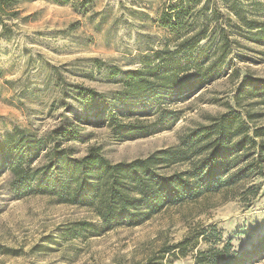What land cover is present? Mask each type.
Instances as JSON below:
<instances>
[{
	"label": "trees",
	"instance_id": "1",
	"mask_svg": "<svg viewBox=\"0 0 264 264\" xmlns=\"http://www.w3.org/2000/svg\"><path fill=\"white\" fill-rule=\"evenodd\" d=\"M28 1L0 0L2 36L9 31L4 17H19V7ZM161 21L174 42L148 56L141 68L122 70L94 60L106 81L119 89L104 93L70 85L54 68L52 110L63 111L59 124L44 134L15 128L0 139V175L8 173L6 184L16 199L46 197L95 214L100 228L79 222L76 237L81 232L136 228L169 207L210 195L258 194L249 185L264 177V124L257 122L264 115L252 109L264 110V79L244 77L235 108L208 116L205 124L180 135L175 145L144 158L113 162L100 147L78 156L72 146L84 138L70 118L77 106L85 123H93L89 118L94 117L117 141L151 137L171 130L183 116L174 106L233 71L234 59L241 61L239 54L249 50L248 45L261 48L264 56V0H167ZM244 99L247 105H242ZM134 107L145 115L128 116ZM183 246H168L160 261L151 258L144 264H172L163 262L165 257H185ZM260 247L238 254L229 242L221 249L198 252L195 264H245Z\"/></svg>",
	"mask_w": 264,
	"mask_h": 264
},
{
	"label": "rangeland",
	"instance_id": "2",
	"mask_svg": "<svg viewBox=\"0 0 264 264\" xmlns=\"http://www.w3.org/2000/svg\"><path fill=\"white\" fill-rule=\"evenodd\" d=\"M85 1L31 0L21 4L19 17H4L9 31L2 36L0 25V139L15 128L44 134L59 124L63 111L52 110L54 68L70 85L110 93L119 86L106 81L94 60L122 70L141 68L148 56L174 42L161 21L167 0H93L90 5ZM248 46L239 52L241 61L234 59L238 74L230 70L174 106L183 116L169 131L120 142L108 128L95 124L94 117L89 118L93 123H85L77 106L70 118L84 137L72 144L78 156L97 146L113 162L144 158L175 145L180 135L205 124L208 116L235 108L243 78L264 79L262 49ZM247 104L244 99L242 105ZM132 109L128 116L145 115L140 107ZM252 112L264 115L261 107ZM257 122L264 124V116ZM7 180L8 173L0 175V264H144L151 258L160 261L164 248L180 243L187 246V255L169 254L163 262L195 264L198 252L221 249L229 242L238 254L256 251L260 244L257 255L245 264H264V177L249 185L258 189L255 196L210 195L169 207L136 228L81 232L78 237L79 222L100 228L93 212L40 196L18 200Z\"/></svg>",
	"mask_w": 264,
	"mask_h": 264
}]
</instances>
